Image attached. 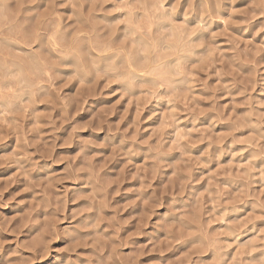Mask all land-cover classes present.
<instances>
[{"label":"clouds","instance_id":"clouds-1","mask_svg":"<svg viewBox=\"0 0 264 264\" xmlns=\"http://www.w3.org/2000/svg\"><path fill=\"white\" fill-rule=\"evenodd\" d=\"M0 264H264V0H0Z\"/></svg>","mask_w":264,"mask_h":264}]
</instances>
